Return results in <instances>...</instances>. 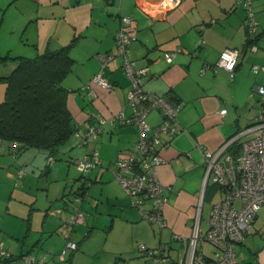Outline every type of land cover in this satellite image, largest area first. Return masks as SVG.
I'll list each match as a JSON object with an SVG mask.
<instances>
[{
  "label": "crops",
  "instance_id": "0c3cea01",
  "mask_svg": "<svg viewBox=\"0 0 264 264\" xmlns=\"http://www.w3.org/2000/svg\"><path fill=\"white\" fill-rule=\"evenodd\" d=\"M162 1L0 0V56L32 57L46 50L67 48L73 62L62 85L68 90L66 105L72 122L80 131L98 125L100 119L109 118L122 107L126 113L130 112L126 106L129 79L120 56L109 60L103 68L102 74L110 87H101L92 80L100 69L97 55L115 53L122 16H130L136 22V37L129 45V57L146 67L143 88L181 104L177 115L181 129L172 137L162 135L159 148L165 162L155 170L158 180L167 188L163 228L141 217L112 172L117 157L133 148L138 139L133 125L107 121L96 136L80 146L74 145L75 138L70 137L57 153L64 167L54 163L56 157L48 162L47 152L42 149L25 148L15 155L5 144H0V242L11 253L44 256L47 264H60L66 255L60 261L57 254L67 239L77 243V251L91 234L100 231L105 239H115L113 250L117 263L160 264L140 249L141 244L149 249L163 246L165 263H169L184 251L175 235L191 236L196 222L201 229L207 227L211 207L202 223V206L209 184L218 193L211 182L204 185L205 163L199 146L217 150L252 123L264 101L253 91L256 86L264 85V71L254 74L251 69L252 65L264 64V0L251 1L257 21L251 35L246 30V9L238 0H182L163 12L151 9ZM252 41L257 44L256 50L250 49ZM225 48L239 50L232 77L224 68L212 66ZM172 50L179 51L167 61L164 52ZM15 65L12 61L0 65V76L10 73ZM4 95L5 84L0 81V102ZM222 108L226 109L223 115L219 113ZM161 120L157 109L147 115L151 126ZM93 150H97L100 164L74 181L77 189L90 182L78 204L80 210H87L83 225L89 227L79 229L83 237L77 241L73 239L76 230L71 231L82 227L81 224L72 229L65 224L73 213L72 205L63 200V207L51 210L48 205L41 214L31 204L34 201L26 196L42 170L44 176H54L55 185L62 186L61 197L65 195L66 177L71 173L67 161L73 164L74 159ZM59 170L62 173L58 174ZM43 186L47 190L46 202L59 205L61 201H53L55 196L50 194L49 182ZM54 222L59 226L64 224L65 230L54 233L57 229ZM32 231L43 233V239L30 240ZM26 242H32L27 251L23 249ZM242 244L243 241L235 246L237 264H264V248L247 249L244 254ZM198 247L211 264L215 246L204 242ZM35 249L41 252L35 253ZM75 250L68 253V263L72 262Z\"/></svg>",
  "mask_w": 264,
  "mask_h": 264
},
{
  "label": "built area",
  "instance_id": "2783aa9c",
  "mask_svg": "<svg viewBox=\"0 0 264 264\" xmlns=\"http://www.w3.org/2000/svg\"><path fill=\"white\" fill-rule=\"evenodd\" d=\"M182 0H163L160 5L151 6V9L163 12L177 6ZM252 0H238L246 9V30L253 34L257 25L251 5ZM136 37V22L130 16H122L116 33L115 53L98 54L100 69L92 80L101 87L108 88L111 84L104 78L102 72L107 62L115 56L121 57V66L129 79V89L126 95V106L120 108L109 118H102L98 125H90L84 131L78 128L74 131V145H85L91 136H96L103 124L107 121H117L120 124L133 125L138 132V139L131 149L122 152L112 164L114 178L118 181L124 192L131 198L141 217L156 224L159 228L166 225L163 207L167 202L166 186L156 176V167L163 164L165 159L160 153L159 144L162 135L172 137L180 131L178 112L181 108L179 102L167 99L162 95L147 92L142 86V78L146 67L136 63L129 57V45ZM257 44L251 42L250 49L256 50ZM179 50L165 51L164 57L171 61ZM239 57L236 48H225L220 52L213 68L222 67L232 77ZM252 72L258 74L264 71V64L252 65ZM85 88L88 86H84ZM264 98V85L253 89ZM152 109L161 113L162 120L156 126H151L147 115ZM225 114L226 109L219 110ZM247 135L246 139L239 141L240 137ZM237 142L239 151L234 156L226 150L228 146ZM1 144V140H0ZM16 143L9 144L13 151ZM205 163L204 185L211 182L216 186L218 200L211 205L210 216L205 229L199 228L198 222L191 236L175 237L184 246L183 254L177 260L165 263L162 254L163 246L154 249L139 247L146 250L152 260L160 264H208L198 245L209 242L215 246L214 259L211 264H237L238 255L235 246L241 243L257 217V212L264 207V101L252 123L225 141L217 150L212 151L199 146ZM53 161L52 156L48 162ZM76 170L85 173L100 164L97 150L90 154L73 160ZM81 195L73 193V200L65 198V202L73 206V213L65 220V224L72 229L84 223V213L78 208ZM77 243L67 239L62 250L57 254L58 260L65 258L67 250H75ZM0 264H47L44 256H34L21 253L15 255L8 251L0 242Z\"/></svg>",
  "mask_w": 264,
  "mask_h": 264
},
{
  "label": "trees",
  "instance_id": "16d2710c",
  "mask_svg": "<svg viewBox=\"0 0 264 264\" xmlns=\"http://www.w3.org/2000/svg\"><path fill=\"white\" fill-rule=\"evenodd\" d=\"M9 61L15 67L0 76L5 84L4 99L0 102L1 144L9 148V144L16 143L13 151L9 148L15 155L25 148H37L55 159L78 128L66 105L68 90L62 85L73 60L63 47L32 57L0 56V65ZM235 143L227 148L233 156L239 151V144ZM89 183L84 182L76 193L83 196Z\"/></svg>",
  "mask_w": 264,
  "mask_h": 264
},
{
  "label": "rangeland",
  "instance_id": "374dc122",
  "mask_svg": "<svg viewBox=\"0 0 264 264\" xmlns=\"http://www.w3.org/2000/svg\"><path fill=\"white\" fill-rule=\"evenodd\" d=\"M246 137L247 135L240 137L239 141L246 139ZM235 144L237 145V142ZM55 157H56V160L54 161V163L61 164V167H64V161L62 157H60L58 154ZM66 164H68L67 166H70L69 171H71V173H69L68 177H66L67 183L65 184H67V186H65L66 188L64 189V193L66 192V194L63 195L62 197L60 195L62 186H60V184L57 183V185L60 186L61 188L60 189L59 187L55 185L56 183H55L53 175H49V177H46L43 175L44 171L42 170L40 172L41 175L38 174L37 181L33 180V183L31 184L30 192L29 194H27L26 199L30 197L29 199L34 201L31 204L33 205V207L38 208L41 214L44 213V210L45 208L48 207V205L49 207H51V210H55L60 205H62L61 207H63V204H64L63 200L65 201V198H69L73 200V193H75L77 190L76 186H74V181L77 180L79 175L81 176L83 174L76 170L71 160L67 161ZM65 168H66V165H65ZM60 172L62 173V170H59L58 174H60ZM44 182H49L50 194L55 196V198H53V201L55 200L61 201L59 202V205L53 204V203H51L50 205V203L48 204V202H46L45 198L47 197V190L44 189L45 188V186H43ZM54 186L56 188H54ZM213 190L211 188V184H209V193H208L207 198L204 200V203L202 206V223L204 222V220L208 218L209 210H210L212 202H216L218 200V194L215 193V189ZM82 210L84 211V215L87 216V210H85L84 208H82ZM59 216H61V214ZM52 218L53 220L56 219L54 217ZM63 226H59L56 224L55 227L57 229L54 231V233H58L60 230H65L64 229L65 226L64 227ZM79 226H82V227L77 226L71 231L73 233L76 230V233H73L74 234L73 239L77 241L82 239L83 237L82 236L83 230L80 228H83V229L85 228L87 230L89 227V226L83 225V223ZM79 229L82 231L79 232ZM97 232L95 231L93 234H91L90 238L87 239L86 242L82 243L79 250L74 251L75 255L73 256L71 263H68L69 261L68 253L70 252V250H68L65 254L66 255L65 261H62L59 263L60 264H122V263H117V258L115 256L116 254L114 253V250H113L114 246L116 247V245H114L115 239L112 237L105 239L104 234L99 233L100 231H97ZM35 234L37 236H35ZM42 235L43 233H40V231H36L35 233L34 231H32L29 239L32 240V239L37 238L38 240H40V238L43 239ZM45 236H47V234H45ZM22 237L23 235L21 236L20 241L22 240ZM31 245H32V242H29V243L26 242V245L25 246L23 245V249L27 251L30 249L29 247H31ZM20 247H22V244L20 245ZM261 248H264V207H261L259 211L257 212V217L252 222L251 226L248 228V231L244 237L243 244H242V251L244 254L248 252L247 249H251L252 251H255ZM40 250L41 249H35L34 252L36 253Z\"/></svg>",
  "mask_w": 264,
  "mask_h": 264
},
{
  "label": "bare ground",
  "instance_id": "6f19581e",
  "mask_svg": "<svg viewBox=\"0 0 264 264\" xmlns=\"http://www.w3.org/2000/svg\"><path fill=\"white\" fill-rule=\"evenodd\" d=\"M161 145V144H160Z\"/></svg>",
  "mask_w": 264,
  "mask_h": 264
}]
</instances>
